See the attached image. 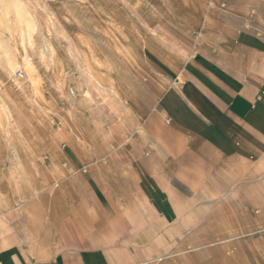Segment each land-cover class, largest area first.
<instances>
[{
  "label": "rangeland",
  "instance_id": "obj_1",
  "mask_svg": "<svg viewBox=\"0 0 264 264\" xmlns=\"http://www.w3.org/2000/svg\"><path fill=\"white\" fill-rule=\"evenodd\" d=\"M247 4L0 0V210L6 223L19 211L32 240L40 216L48 222L50 212L68 209V188L83 189L82 180L98 194L109 188L118 168L113 158L134 155L120 148L129 136L118 122L127 126L140 108L155 104L172 80L169 66L179 62L175 49L196 44L217 12H239ZM236 215L232 229L215 230L216 244L170 249L185 264H264V206Z\"/></svg>",
  "mask_w": 264,
  "mask_h": 264
},
{
  "label": "crops",
  "instance_id": "obj_2",
  "mask_svg": "<svg viewBox=\"0 0 264 264\" xmlns=\"http://www.w3.org/2000/svg\"><path fill=\"white\" fill-rule=\"evenodd\" d=\"M247 2L175 49L155 104L118 122L134 155L113 158L109 188H68L32 240L19 211L6 223L0 210V264H185L170 246L216 244L264 206V0Z\"/></svg>",
  "mask_w": 264,
  "mask_h": 264
}]
</instances>
